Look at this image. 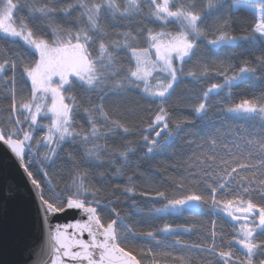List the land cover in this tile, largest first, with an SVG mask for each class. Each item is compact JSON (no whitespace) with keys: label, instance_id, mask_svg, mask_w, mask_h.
<instances>
[{"label":"snow or ice","instance_id":"obj_1","mask_svg":"<svg viewBox=\"0 0 264 264\" xmlns=\"http://www.w3.org/2000/svg\"><path fill=\"white\" fill-rule=\"evenodd\" d=\"M250 49L260 54L241 59ZM213 75L223 83L191 98L194 119L177 120V86ZM256 79L264 80V0H0V146L35 190L51 264H264V91L221 99ZM237 117L252 126L226 123ZM176 149L192 155L167 181L172 190L145 181L137 191L139 153ZM60 164L70 177L62 188L49 175ZM121 196L141 222L207 215L227 218L232 231L213 219L137 233L117 210ZM66 209L82 218L53 223ZM193 232L210 243L181 239Z\"/></svg>","mask_w":264,"mask_h":264},{"label":"trees","instance_id":"obj_2","mask_svg":"<svg viewBox=\"0 0 264 264\" xmlns=\"http://www.w3.org/2000/svg\"><path fill=\"white\" fill-rule=\"evenodd\" d=\"M239 1L243 0H232L233 3H239ZM21 15H25L26 13H21ZM250 15V13L241 8L237 13L238 19H245ZM125 23V22H121ZM149 27H156V30L159 31L160 27L158 25H148ZM127 29H121L117 27L115 31H124ZM146 46V45H143ZM236 52H240L239 48L233 49ZM259 55V51L257 49H250L246 51L241 59H252V54ZM221 58H223L221 56ZM238 64V62H237ZM193 68L192 65L187 66V70H191ZM213 83H223L222 79L217 76L213 75L208 78V80L204 81L203 84H196L191 80H185L182 84L177 86L176 95L172 98L169 102L170 108L174 109V116L177 120H183L185 118L194 119L193 113L190 109V103L192 102L191 98L198 94L202 89L210 86ZM262 91H264V80L256 79L250 80L246 85H243L241 88L237 89L236 86H233V92L229 93L227 90H222L221 99L225 96L231 95L232 98L238 102L240 99L248 98L250 95L255 94L259 95ZM139 101L141 106L146 107L147 105L140 100L139 96L133 97V104ZM213 103H216V100H213ZM219 109H214L211 113V119L213 123L219 126L220 117L216 115ZM145 118L149 115V113H141ZM230 116L236 117V114H230ZM83 123V118L80 120ZM195 128L194 131L198 130L202 127L199 120H195ZM226 123L230 124L231 127L235 128L237 126H243L244 128H250L252 125L245 124L242 119L238 117L231 121H226ZM255 126H258V122ZM86 127V125H85ZM39 135H43V133H39ZM133 140H139V137H130ZM192 154L187 151L181 152L179 149L170 150L166 153L156 155L155 157H145L144 152L139 153V157H144L143 159H137L139 163V169L141 173L144 174V178L137 181V184L140 187L137 191H142L145 187L148 186L145 181H149L153 187L160 188V190L167 189L171 191V186L167 183L169 179L172 178H179L183 174V170L189 166V157ZM137 169H133L136 171ZM50 178L54 185H59V187H63L67 183L70 182V177L68 176V166L66 164H60L55 169L49 170ZM131 175V172L129 173ZM116 183H120L123 186V181H116ZM112 192V188H108L103 194L105 196H110ZM45 198L47 199L50 196V193L47 189H45ZM115 197H113L114 199ZM136 204L138 207L144 209L145 212L148 210V202L141 199L140 197L135 198ZM131 201L121 196L120 197V204L117 205V210L121 211L122 215H127L129 218L128 223L132 225L137 233L139 232H146L156 229L157 227H162L164 223H173L175 224H184V225H196L199 227L200 225H208L211 220L215 219L217 222V226L223 225L227 232L232 231L231 223L227 220V218H220V217H211L207 215H198V216H185L182 218H174L169 217L168 219H160L157 221L152 222H141L144 221V218L141 216H137L135 214V209L130 207ZM157 207L160 205L157 204ZM181 239L187 243H210V241L204 236L203 233L193 232L191 234H182ZM138 243H143V241H138ZM238 253H242L245 250L241 249L238 245L235 246Z\"/></svg>","mask_w":264,"mask_h":264},{"label":"water","instance_id":"obj_3","mask_svg":"<svg viewBox=\"0 0 264 264\" xmlns=\"http://www.w3.org/2000/svg\"><path fill=\"white\" fill-rule=\"evenodd\" d=\"M81 218L78 210L66 209L52 222L73 223ZM51 260L35 190L0 146V264H51Z\"/></svg>","mask_w":264,"mask_h":264},{"label":"rangeland","instance_id":"obj_4","mask_svg":"<svg viewBox=\"0 0 264 264\" xmlns=\"http://www.w3.org/2000/svg\"><path fill=\"white\" fill-rule=\"evenodd\" d=\"M245 2V0H243V1H239V3H244ZM46 122V121H45Z\"/></svg>","mask_w":264,"mask_h":264}]
</instances>
